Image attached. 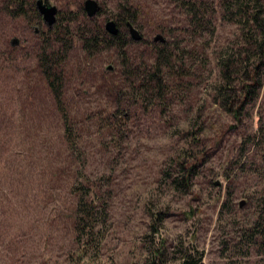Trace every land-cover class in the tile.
<instances>
[{
    "label": "rangeland",
    "instance_id": "374dc122",
    "mask_svg": "<svg viewBox=\"0 0 264 264\" xmlns=\"http://www.w3.org/2000/svg\"><path fill=\"white\" fill-rule=\"evenodd\" d=\"M49 1L57 6V22L67 14L63 4L75 0ZM97 1L102 3L97 21L104 26L115 20L119 0ZM133 1L139 7L135 27L141 38L134 40L128 32L126 49L138 60L147 59L146 43L161 42L154 37H166L162 27H181L185 21L171 0ZM2 7L0 264H68L76 256L65 218H55L70 201L66 182L76 165L100 183L108 201L107 220L89 251L93 264H179L177 244L200 252L205 264H264V254L243 235L260 213L264 216V134L251 137L264 124V78L236 127L233 117L212 102L219 80L216 56L237 38V25L216 7L213 34L199 39L207 54H196L191 87L173 89L161 108L151 100L134 102L118 127L108 116L114 108L110 83L118 80V53L102 49L87 56L75 40L63 86L78 134L70 156L36 61L49 28L39 13L38 22L33 16L12 17ZM195 158L184 183V167ZM162 242L164 262L151 257Z\"/></svg>",
    "mask_w": 264,
    "mask_h": 264
},
{
    "label": "trees",
    "instance_id": "16d2710c",
    "mask_svg": "<svg viewBox=\"0 0 264 264\" xmlns=\"http://www.w3.org/2000/svg\"><path fill=\"white\" fill-rule=\"evenodd\" d=\"M178 8L185 23L170 28H161L166 32L162 42H147L150 57L141 60L127 53L126 46L131 38L128 36V23L137 25V12L139 7L133 0H119L118 12L115 18L118 32L109 34L97 16H86L82 2L75 0L63 4L66 16L57 17L53 28L47 29L41 38V47L37 54L39 74L44 82L51 107L60 121V141L65 145L70 156H73L77 145V127L73 121L68 106L64 101L65 64L68 51L75 42L80 41L82 49L87 56L102 49H114L118 53L119 68L116 72L118 80L110 83L111 93L114 95V108L108 114L112 126H121L126 119L124 112L134 102L140 104L148 101L154 102L153 107L161 108L162 100L173 89L191 87L190 77L196 72L194 68L196 54H207L199 39L214 32V16L216 7L222 16L237 25L238 36L235 40L223 44L216 56L219 80L212 88V102L215 106L231 115L235 120V127L242 121L248 107L255 102L264 78V0H171ZM2 8L12 17L36 18L40 17L35 8L34 0H0ZM76 5V9L70 8ZM60 14V12H59ZM29 18V20H31ZM38 19V20H37ZM76 22H84V26L72 29ZM184 34L179 39V35ZM170 36V37H168ZM186 39L185 44L183 40ZM181 40V41H180ZM141 42L144 43L142 39ZM185 55L191 62L185 61ZM207 56V55H206ZM133 102H130V101ZM125 108V109H124ZM264 134V124L255 130L252 139H259ZM250 137V138H251ZM7 143V142H6ZM196 158L189 161L184 167V183L191 177L196 166ZM72 169V177L66 182L68 195L67 207H60L55 218H65L66 227L72 235V242L77 245L76 260L70 256L68 264H93L89 256L92 241L102 230L108 217V201L104 196L100 183L91 179L87 174ZM186 179V181H185ZM187 185V184H184ZM244 237L247 243L256 247L264 254V216L246 228ZM179 248V264H205L202 254L190 247ZM167 247L162 242L155 249L151 257L157 261L167 260ZM153 262V261H152ZM155 263V262H153ZM155 264H161L156 262Z\"/></svg>",
    "mask_w": 264,
    "mask_h": 264
},
{
    "label": "water",
    "instance_id": "95a60500",
    "mask_svg": "<svg viewBox=\"0 0 264 264\" xmlns=\"http://www.w3.org/2000/svg\"><path fill=\"white\" fill-rule=\"evenodd\" d=\"M35 7L37 12L41 16L43 23L47 28H53L56 22L57 6L51 4L49 0H35ZM83 10L87 17L92 18L97 15L100 10V4L97 0H84L83 1ZM104 29L109 34L115 35L118 32V26L114 19H108L104 22ZM128 32L134 40H139L141 34L138 29L131 23H128ZM155 41H164V38L161 34H157L154 37ZM12 43H16V40H12ZM243 202L240 203L242 205Z\"/></svg>",
    "mask_w": 264,
    "mask_h": 264
}]
</instances>
